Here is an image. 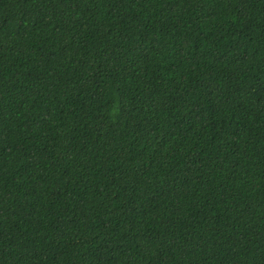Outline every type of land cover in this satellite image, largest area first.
Wrapping results in <instances>:
<instances>
[{
	"label": "trees",
	"instance_id": "trees-1",
	"mask_svg": "<svg viewBox=\"0 0 264 264\" xmlns=\"http://www.w3.org/2000/svg\"><path fill=\"white\" fill-rule=\"evenodd\" d=\"M0 264H264V0H0Z\"/></svg>",
	"mask_w": 264,
	"mask_h": 264
}]
</instances>
